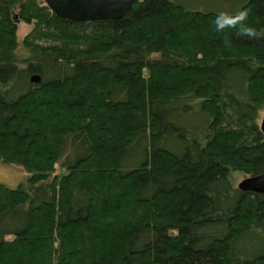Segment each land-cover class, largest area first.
Listing matches in <instances>:
<instances>
[{
    "label": "trees",
    "instance_id": "obj_1",
    "mask_svg": "<svg viewBox=\"0 0 264 264\" xmlns=\"http://www.w3.org/2000/svg\"><path fill=\"white\" fill-rule=\"evenodd\" d=\"M263 107L264 0H0V162L28 174L0 185V264H264V195L232 181L264 173Z\"/></svg>",
    "mask_w": 264,
    "mask_h": 264
},
{
    "label": "water",
    "instance_id": "obj_2",
    "mask_svg": "<svg viewBox=\"0 0 264 264\" xmlns=\"http://www.w3.org/2000/svg\"><path fill=\"white\" fill-rule=\"evenodd\" d=\"M136 0H44L46 6L57 17L74 21H98L122 19L131 9ZM35 84L40 81L38 76L30 79ZM259 129L264 136V117ZM237 188L243 192L264 195V173L243 179Z\"/></svg>",
    "mask_w": 264,
    "mask_h": 264
},
{
    "label": "rangeland",
    "instance_id": "obj_3",
    "mask_svg": "<svg viewBox=\"0 0 264 264\" xmlns=\"http://www.w3.org/2000/svg\"><path fill=\"white\" fill-rule=\"evenodd\" d=\"M246 0H185L186 3H192L200 5L207 10H218L221 12L236 11L240 8L242 3ZM32 29V25H28L22 22L17 23V43L16 56L19 59L26 57L25 47L23 45V39ZM264 117V107L258 113L257 125L259 128L261 119ZM59 164L56 165V169L53 175L60 174ZM28 174L21 168L15 165H4L0 162V185H3L10 189H15L19 184L25 182ZM247 176L240 172L232 174V181L235 187Z\"/></svg>",
    "mask_w": 264,
    "mask_h": 264
}]
</instances>
